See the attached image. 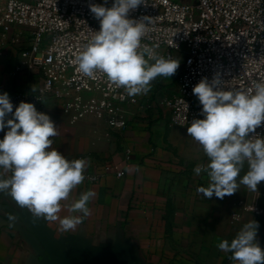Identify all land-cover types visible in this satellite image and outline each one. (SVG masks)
Segmentation results:
<instances>
[{
    "label": "crops",
    "instance_id": "obj_1",
    "mask_svg": "<svg viewBox=\"0 0 264 264\" xmlns=\"http://www.w3.org/2000/svg\"><path fill=\"white\" fill-rule=\"evenodd\" d=\"M30 45L29 33L13 27L0 54V92L10 95L38 87L37 77L16 71ZM146 97L140 94L137 104L124 107L128 127L123 131L92 117L73 125L59 103H47L43 113L58 132L51 147L69 160L88 161L86 179L61 202L58 217L76 215L68 205L82 192L93 190L96 195L88 203L90 215L65 231L59 219L34 216L0 193V264H54L49 253L59 251H66L71 262L104 252L137 264H235L232 253L217 245L234 239L253 220L259 223L257 242L264 249V198L260 215L242 213L235 221L239 203L251 201L253 191L247 186L239 184L237 192L223 199L200 194L197 189L210 183L209 158L187 127L171 124L163 101ZM7 130L0 132V139ZM198 165L199 175L194 171ZM248 170L244 164L238 182ZM11 174L0 169L4 179ZM257 190L264 193V182Z\"/></svg>",
    "mask_w": 264,
    "mask_h": 264
},
{
    "label": "clouds",
    "instance_id": "obj_2",
    "mask_svg": "<svg viewBox=\"0 0 264 264\" xmlns=\"http://www.w3.org/2000/svg\"><path fill=\"white\" fill-rule=\"evenodd\" d=\"M107 0H105V4ZM142 0H113L112 7L90 4V11L100 21V30L73 60L75 71L96 80L106 77L111 88H123L129 96L147 94L157 77H172L180 61L157 55L155 47L142 44L150 17L130 19ZM219 73L209 81L202 79L194 88L202 105L203 119H194L187 127L209 158L208 187L197 191L210 199H223L237 192L239 184L257 191L264 181V136L256 134L264 125V81L254 83V92L226 90ZM14 105L7 92H0V169L10 170L11 176L0 175V193L10 195L18 205L26 207L34 216L47 221L59 219L63 230L75 229L90 215L89 201L93 190L84 191L68 205L76 215L58 217L61 202L85 179L88 161L69 160L53 145L57 127L49 115L39 112L33 103ZM11 117V118H9ZM248 171L237 181L245 163ZM201 166L194 171L201 173ZM254 210V209H253ZM259 223L249 221L231 241L224 239L217 246L232 253L235 264H264V249L257 242Z\"/></svg>",
    "mask_w": 264,
    "mask_h": 264
},
{
    "label": "built area",
    "instance_id": "obj_3",
    "mask_svg": "<svg viewBox=\"0 0 264 264\" xmlns=\"http://www.w3.org/2000/svg\"><path fill=\"white\" fill-rule=\"evenodd\" d=\"M142 2L129 13L130 19L151 18L142 44L155 47L159 56L180 61L178 91L163 101L173 126L188 127L194 119L204 118L193 88L205 77L211 81L219 73L224 89L245 92H254V83L264 81V0ZM112 3L0 0V54L13 27L27 31L31 45L16 71H27L39 81L34 90L9 95L13 111L24 101L43 113L47 103L54 101L73 125L92 117L116 131L128 127L124 107L137 104L139 95L129 96L123 88H110L102 74L96 80L85 77L73 64L94 31L100 30L90 4L110 8ZM256 134L264 136V125L249 138ZM244 164L248 165L246 161ZM251 197L249 203H239V212L233 214L235 221L241 220L242 213L261 214L264 193L253 191Z\"/></svg>",
    "mask_w": 264,
    "mask_h": 264
},
{
    "label": "water",
    "instance_id": "obj_4",
    "mask_svg": "<svg viewBox=\"0 0 264 264\" xmlns=\"http://www.w3.org/2000/svg\"><path fill=\"white\" fill-rule=\"evenodd\" d=\"M67 255L68 253L66 251H59L58 255H55L54 253H49L50 260L54 264H137L136 262H127L126 260L118 261L114 255H109L108 253L104 252L98 255H83L79 259L72 260L73 262H71L70 259H65V256Z\"/></svg>",
    "mask_w": 264,
    "mask_h": 264
},
{
    "label": "rangeland",
    "instance_id": "obj_5",
    "mask_svg": "<svg viewBox=\"0 0 264 264\" xmlns=\"http://www.w3.org/2000/svg\"><path fill=\"white\" fill-rule=\"evenodd\" d=\"M182 58V56H178ZM180 74V67L177 72L170 77H157L155 80L151 82V90L147 93L148 98L152 99L156 98L160 101H164L166 98L172 96L177 91L178 87V77Z\"/></svg>",
    "mask_w": 264,
    "mask_h": 264
}]
</instances>
